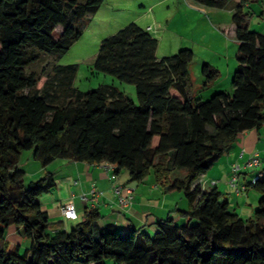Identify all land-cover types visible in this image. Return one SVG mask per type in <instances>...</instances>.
<instances>
[{
    "label": "trees",
    "instance_id": "1",
    "mask_svg": "<svg viewBox=\"0 0 264 264\" xmlns=\"http://www.w3.org/2000/svg\"><path fill=\"white\" fill-rule=\"evenodd\" d=\"M192 1L233 11L238 68L232 93L195 99L193 51L158 59V40L130 23L101 41L93 70L133 85L134 102L111 85L80 91L76 65H54L51 76L26 73L38 61L34 51L66 53L80 37L74 22L95 14L105 0H0V264H264V197L243 220L216 189L192 188L238 134L264 125V35L249 29L246 8L253 0ZM200 73L205 86L220 76L208 63ZM172 152V168L186 173L181 180H169ZM26 153L43 168L56 160L108 163L115 175L127 171L131 182L152 172L166 192L184 193V222L158 221L152 235L121 232L100 228L99 212L88 209L81 220H64L75 223L64 229L40 204L54 177L26 183L20 167ZM252 187L264 194V180ZM9 228L29 245L11 246Z\"/></svg>",
    "mask_w": 264,
    "mask_h": 264
},
{
    "label": "crops",
    "instance_id": "2",
    "mask_svg": "<svg viewBox=\"0 0 264 264\" xmlns=\"http://www.w3.org/2000/svg\"><path fill=\"white\" fill-rule=\"evenodd\" d=\"M177 1L181 0H150L151 5L148 8V12L150 13V20L152 23H146L143 29L146 30L150 27L151 31H154L152 25L155 24V20L157 18L155 16V12H152L151 8H156L165 2H168L170 5L177 8V11L175 12H181L180 15L183 17L186 16L188 19L189 12L192 11L185 10L182 8L181 4H178ZM184 2V5H187L188 7L189 3L187 1ZM208 9L210 15L215 14L214 10L221 11L213 8ZM232 13V10H227L224 14H220V12L219 14L216 13L215 15L217 17H215V19L217 21L215 22L217 30L219 31L217 32L220 37L219 39L226 43L221 44V49H233V45H236L237 51V44L235 42L236 27L231 22ZM175 16L176 14L172 17L174 18ZM166 24L165 30L167 32L169 23L167 22ZM233 42L235 44H232ZM160 45V41H158L156 51V57L158 59L159 57L157 54L160 49ZM199 45L203 48V50L205 49V51L207 48L212 50V44ZM235 59L237 62L236 54ZM222 60L223 61H219L220 63H212L213 61L211 59L204 61V63L210 64L219 71L220 76L215 82L207 86L204 85L205 87H214V90H216L214 92L217 93L219 90H223L227 87L232 90V77L238 68V62L236 67H232L233 69H231L226 57ZM226 81L229 82L226 83ZM222 82H224V87H220ZM254 154L259 156L261 162L260 170L264 172V125H262L258 130L252 129L238 134L232 147L222 155V157L206 174L201 175L197 179L192 188L198 185L204 192L216 189L221 194L220 200L227 203L228 209L231 213L237 215L243 220L251 218L257 208L259 199L264 197V194L256 191V189L252 187V180L256 175V171L239 172L237 187H246V191L241 195H237L235 193V189L229 185V181L232 176V165H242ZM23 161L25 164L29 161H33L31 154H24ZM172 161L173 152L170 153L168 163V167L170 168L169 180L174 181L183 179L186 174L185 170L182 168L173 169ZM22 163L20 164L21 169L23 166ZM104 164L105 163L89 164L68 160H56L45 168L40 166H36V168L35 166L31 167L33 168V172L40 174L41 178L47 173L52 174L54 177V189H52L50 193L40 197L41 209L47 213L50 222H62L64 229H69L73 224H75L73 222H65L63 220L61 208L65 204H73L80 216V220L82 219V215L85 210L96 209L100 214V219L98 220V226L100 228L113 226L121 232L133 229L152 235L156 232V223L158 221L171 218L174 222L180 224L184 222V219L179 216L180 212L183 213L188 211V203L183 192H166L163 187L155 183L152 172H150V175L140 182H131L127 171H121L118 175H116L114 181H110L108 177L110 172H106L104 170ZM117 184L126 186L133 190V202L127 208L119 207L117 199L112 193V187ZM93 188L101 193L99 201L95 206H92L90 202H84L82 200V197L88 195ZM10 230H12V234L15 233L13 228H9L8 232H10Z\"/></svg>",
    "mask_w": 264,
    "mask_h": 264
},
{
    "label": "rangeland",
    "instance_id": "3",
    "mask_svg": "<svg viewBox=\"0 0 264 264\" xmlns=\"http://www.w3.org/2000/svg\"><path fill=\"white\" fill-rule=\"evenodd\" d=\"M184 1L189 3L188 7L184 5ZM177 2L185 10L192 11L189 12V18L187 19L186 16H181V12H175L177 8L165 2L156 8H151L157 18L155 24L152 25L156 32L151 31L149 33L160 41L161 45L157 54L159 59L170 57L182 49H190L193 51L194 60L189 65V73L193 83V95L197 100L206 101L217 92H214L216 91L214 87L204 86V78L200 73L204 61L211 59L213 61L212 63H220L219 61H223L222 59L226 57L231 69L237 65L235 59L236 45H233V49H221V44L226 43L219 39L220 37L217 33L219 31L217 30L215 22L217 21L215 19L217 17L215 15L216 13L219 14L220 12V14H224L229 9H223L224 11L214 10L215 14L210 15L208 8L196 5L191 0ZM150 5V0H105L104 4L95 14H88L84 19L74 22V28L80 33V37L66 53L54 56L34 51L38 55V61L31 64L27 68L26 73H33L39 77L51 76L54 65H76L78 71L74 86L80 91L87 92L97 89L100 85H111L135 102L136 93L133 85L122 83L110 75L95 73L93 63L103 39L113 35L130 23H135L141 28L145 27L148 22L152 23L150 13L148 12ZM246 10L252 15L249 22V29L264 34V5L258 1H251ZM175 14L176 16L173 18L172 16ZM167 22L169 23V28L166 32L165 27ZM59 35L60 29L56 28L53 34L54 39H57ZM199 44H212V50L207 48L206 52ZM232 44L235 43L233 42ZM228 82L226 81V83ZM220 87H224V82L221 83ZM227 89L228 87L219 90V92L231 93V88ZM27 92L28 90L22 91L23 94ZM22 164V169L26 174V183L35 182L41 178L40 174L33 172V168H31L40 166L37 162L29 161L25 164L23 161ZM11 231L7 235V241L11 246L21 245L22 248H26L29 245L28 240L21 238L15 233L12 234ZM105 264L114 263L106 260Z\"/></svg>",
    "mask_w": 264,
    "mask_h": 264
},
{
    "label": "built area",
    "instance_id": "4",
    "mask_svg": "<svg viewBox=\"0 0 264 264\" xmlns=\"http://www.w3.org/2000/svg\"><path fill=\"white\" fill-rule=\"evenodd\" d=\"M146 31H151V28L148 27ZM261 162L260 158L257 154L252 155L250 158H248L242 165L240 164H234L232 165V176L229 181V185L235 189V193L237 195H241L246 191V187L242 186L241 188L237 187V180H238V174L240 171H256V175L254 176L252 180V184L256 183L259 180H264V172L260 170ZM103 168L106 172H110L108 177L110 181L115 180V173L114 169L115 167L111 164L105 163L103 165ZM112 193L117 199V204L121 208H127L129 207L133 202V190L131 188H128L126 186L122 185H114L112 187ZM101 196V193L98 192L96 189H92L88 195H85L82 197V200L84 202H90L92 206H95L99 198ZM61 214L63 217V220L65 221H75L78 219V213L73 204H65L61 208Z\"/></svg>",
    "mask_w": 264,
    "mask_h": 264
}]
</instances>
